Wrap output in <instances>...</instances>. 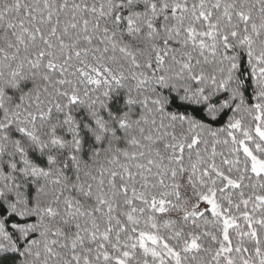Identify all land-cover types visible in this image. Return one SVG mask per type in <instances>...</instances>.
<instances>
[{
	"label": "snow or ice",
	"instance_id": "1",
	"mask_svg": "<svg viewBox=\"0 0 264 264\" xmlns=\"http://www.w3.org/2000/svg\"><path fill=\"white\" fill-rule=\"evenodd\" d=\"M0 264H264V0H0Z\"/></svg>",
	"mask_w": 264,
	"mask_h": 264
}]
</instances>
